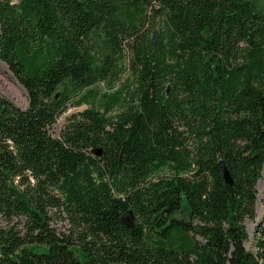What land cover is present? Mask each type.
<instances>
[{
    "label": "trees",
    "instance_id": "obj_1",
    "mask_svg": "<svg viewBox=\"0 0 264 264\" xmlns=\"http://www.w3.org/2000/svg\"><path fill=\"white\" fill-rule=\"evenodd\" d=\"M0 61V264H264V0H0Z\"/></svg>",
    "mask_w": 264,
    "mask_h": 264
},
{
    "label": "rangeland",
    "instance_id": "obj_2",
    "mask_svg": "<svg viewBox=\"0 0 264 264\" xmlns=\"http://www.w3.org/2000/svg\"><path fill=\"white\" fill-rule=\"evenodd\" d=\"M127 77V73L124 74L123 79ZM100 89L106 90V88L100 85ZM0 95L8 99L11 103L20 109H26L28 106V98L23 87L18 83L15 77L9 72L7 67L0 61ZM84 108V106L82 107ZM81 110L73 107H68L67 112L64 113L57 122L52 126L50 133L53 137H58L60 130L64 126L66 119L72 113ZM256 196H255V219L254 222H244L247 232V242L244 244L247 250H253V240L257 235L259 226H262L264 206H263V189H264V173L261 174L260 179L256 184ZM124 221L127 224H133L132 220L128 218V214L124 216Z\"/></svg>",
    "mask_w": 264,
    "mask_h": 264
},
{
    "label": "water",
    "instance_id": "obj_3",
    "mask_svg": "<svg viewBox=\"0 0 264 264\" xmlns=\"http://www.w3.org/2000/svg\"><path fill=\"white\" fill-rule=\"evenodd\" d=\"M223 172H224V177H225L226 181L229 182V177H228L227 172L225 171L224 168H223Z\"/></svg>",
    "mask_w": 264,
    "mask_h": 264
},
{
    "label": "clouds",
    "instance_id": "obj_4",
    "mask_svg": "<svg viewBox=\"0 0 264 264\" xmlns=\"http://www.w3.org/2000/svg\"><path fill=\"white\" fill-rule=\"evenodd\" d=\"M16 2V0H13V3H15Z\"/></svg>",
    "mask_w": 264,
    "mask_h": 264
}]
</instances>
